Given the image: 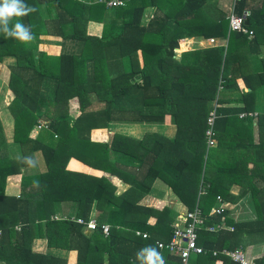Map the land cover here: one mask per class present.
Returning <instances> with one entry per match:
<instances>
[{"label":"trees","instance_id":"obj_1","mask_svg":"<svg viewBox=\"0 0 264 264\" xmlns=\"http://www.w3.org/2000/svg\"><path fill=\"white\" fill-rule=\"evenodd\" d=\"M123 1L108 6L105 0H24L35 11L14 18L12 25L19 21L30 26L33 38L21 42L0 32V61L16 60L10 67L8 85L14 96L7 109L12 140L21 150L19 156L9 155L0 122V260L5 264H68L66 254L32 251L37 237L45 238L49 249L75 250L76 264H140L136 253L146 246L155 247L164 264H180L178 255L157 246L173 232L169 207L138 202V187L147 189L157 177L187 211L197 208L204 219L197 242L206 251L192 256L191 264H213L216 259L240 264L220 252L264 240V110L256 115L257 141L254 118L239 116L255 111L256 91L264 86V69L250 66L251 54L264 43V0L233 2L235 13H245L252 36L230 30L227 12L213 11L208 0ZM44 2L54 10L50 21L40 14ZM147 4L159 10L167 7L162 16L143 25ZM107 13L113 17L104 23L101 35H87L88 22H104ZM49 25L62 40L78 41V51L38 50L36 36L48 34ZM196 35L224 37L226 44L175 59L178 39ZM123 58L128 70L114 66ZM235 78L241 79V89ZM49 87L53 97L47 99L44 90ZM235 88L240 98L228 100V91ZM91 93L104 102L102 107L87 109ZM170 108L177 125L172 140L147 133L126 139L125 148L115 151L110 142L90 138L92 129L107 128L114 121L160 122ZM41 130L49 131V139L56 137L54 143H44ZM71 157L102 174L67 169ZM29 160L35 171L22 173L17 190L8 192V178L20 174ZM113 177L127 180V190L117 193ZM235 183L243 188L240 196L250 192L255 219L236 220L225 208L223 201L237 198L230 191ZM62 202L73 213H59ZM220 205L224 207L216 212ZM78 218H94L99 225H109V232L89 230ZM213 223L219 227L208 230ZM254 264H264V253Z\"/></svg>","mask_w":264,"mask_h":264},{"label":"crops","instance_id":"obj_2","mask_svg":"<svg viewBox=\"0 0 264 264\" xmlns=\"http://www.w3.org/2000/svg\"><path fill=\"white\" fill-rule=\"evenodd\" d=\"M85 2H90L91 0H84ZM150 1V0H149ZM154 1H164V0H154ZM209 4H211L213 11H226L227 14L233 10V2L234 0H208ZM40 14L43 17V19H47L50 21V19L54 18L52 15L54 13V10H50L47 8L45 2L40 4ZM167 5L162 8V10H159L156 8L155 5L147 4L142 12L141 16V23L143 25L147 24L151 19L154 18V16H162L163 12L165 11ZM53 12V13H52ZM112 15L110 13H107L105 16L104 22H95V21H89L86 27V34L92 35V36H100L103 31L104 23L110 22L112 19ZM50 26V32L48 34H41L36 36V41L38 44V50H44L51 54H60L61 52L71 53L78 51V48L80 47V43L78 41L74 40H62L57 34H54L52 32V25ZM179 47L175 49V59H180L182 54L185 52L211 47V46H223L226 44V39L224 37H212V38H204L203 36H185L178 39ZM257 52L251 54V70L260 71L264 69V43H261L258 48L256 47ZM259 49V52H258ZM37 49L35 50L38 51ZM138 59H139V65L140 67L143 65L142 57L140 54V51H138ZM16 63V60L14 57H5L2 61H0V64H4V72L7 69L10 73V67ZM114 66L120 70L122 69H129V63L126 58H123L122 60H117L114 63ZM157 67H154L153 69L156 70ZM9 78V75H8ZM158 79L156 77L153 78L152 84L156 85L158 82ZM234 84L238 86L240 89L243 86V83L240 78L234 79ZM45 95L47 99H50L53 97L52 90L49 87L48 89L44 90ZM238 93V95L236 94ZM156 97V93L154 94ZM13 93L11 92V98L8 102H10L13 98ZM90 96V105L87 107L88 110L97 109L104 105V102L102 100H98L95 97V94L91 93ZM241 96V92L238 89H233L228 91L227 93V99H239ZM141 99V97L139 98ZM171 101V99H168ZM209 104H213L212 102H209ZM225 105L229 106L232 105V103H226ZM173 107V104L172 106ZM168 108V107H167ZM264 110V86L259 88L256 91L255 94V111L257 113H261ZM174 112L175 110L170 108L164 116L163 120L160 122H123V121H114L110 124L107 128H94L90 131V138L93 141L98 142H110L111 148H113L115 151H121L123 147L125 148L126 139H141L145 136L147 133H152L154 136L158 135L164 138H168L169 140H172L175 137V134L177 132V125L174 120ZM254 118V140H258L257 135V121L256 117ZM12 121V120H11ZM13 131V127H12ZM12 131H10V135H6L5 131L4 134L8 141V150L9 155L11 157L19 156L21 153L20 146L18 143L14 142L12 140ZM187 132V128L184 130ZM40 135L41 140L44 143L52 144L56 140V137L53 141V139H49L48 133H45L44 130H41L38 132ZM154 144L155 147L158 146V143L156 141L152 142V145ZM120 155V153H117ZM137 164L139 163V159L136 160ZM35 164L33 162L27 164L24 168H22L21 173L11 176L8 178L6 189L8 192H15L18 188L19 181L21 179L22 173H27L31 171H35ZM67 169L72 171H80L87 173L89 175L93 176H100L102 174V170L91 167L80 160L71 157L67 162ZM125 180V179H124ZM122 180V178L119 177H113L112 182L117 187V193H123L127 188L129 187V182L127 180ZM231 193L234 196H237V198L233 201H223L225 208L229 210L230 216L233 217L236 220H246V219H255L256 213L254 210V205L251 202L250 192L247 190V192L240 196V193H242L243 188L239 184H232L230 188ZM141 193V194H139ZM138 202L145 205H156L157 203L163 202L165 205H167L172 213L173 216V225H181L183 223V214L187 211L185 205L179 201V199L176 197V195L171 191L170 187L160 178L157 177L150 183V186L146 189L143 186L138 187V193H137ZM161 205V204H160ZM59 213H64L63 216L69 215V213H73V210L71 206L67 202H62V204L59 207ZM96 215V209H92V217ZM249 242V241H248ZM246 241V246L244 249H239L244 253V260L247 263H254V259L260 257L264 253V240L260 241H250L248 243ZM31 249L34 252H53V253H60V254H66L68 264H76V251L75 250H68L65 252L64 250H58V249H49L47 247V240L45 238L37 237L32 240L31 243ZM194 258V257H193ZM0 264H5L4 261L0 260ZM213 264H222V261L220 259L214 260Z\"/></svg>","mask_w":264,"mask_h":264},{"label":"built area","instance_id":"obj_3","mask_svg":"<svg viewBox=\"0 0 264 264\" xmlns=\"http://www.w3.org/2000/svg\"><path fill=\"white\" fill-rule=\"evenodd\" d=\"M107 2L108 6H117V5H123V0H105ZM228 19V26L230 30L233 31H241L243 33H248L249 36L253 35V31L249 30L245 26V13L243 14H237L233 10H231L227 14ZM214 117V113H212ZM252 116L256 117L257 112H247V113H241L239 116ZM212 121V118H210V123ZM210 133V131H208ZM223 205H220V208L216 209V212H220V210L223 208ZM183 223L181 225H175L173 227V232L170 237V239L166 242L163 241H157V246L162 249H167L170 253H174L180 257V264H191V257L204 253L206 251L205 248H203L201 245L197 242L198 237V228L201 226H204V219L202 218L199 210L195 208L192 211H186L183 214ZM78 223H81L85 225V227L89 230H95L98 227L100 228L101 232L104 234H108L109 232V225L107 224H101L99 225L94 218H90L87 221H84L81 218L76 219ZM219 225L217 223H213L211 226H208V230H214L218 228ZM136 234H141L140 231H136ZM146 234H143V237H145ZM221 254H224L226 256H229L232 260L239 262L240 264H249L244 260V253L240 251L239 249L229 251V250H222L220 252ZM218 251H212V255H217ZM254 264V263H250Z\"/></svg>","mask_w":264,"mask_h":264},{"label":"clouds","instance_id":"obj_4","mask_svg":"<svg viewBox=\"0 0 264 264\" xmlns=\"http://www.w3.org/2000/svg\"><path fill=\"white\" fill-rule=\"evenodd\" d=\"M33 11L35 9L26 5L24 0H0V32L21 42L30 41L33 38L31 27L19 21L12 25V21L14 18L27 16ZM136 259L140 264H164L162 255L153 246H146L138 251Z\"/></svg>","mask_w":264,"mask_h":264},{"label":"rangeland","instance_id":"obj_5","mask_svg":"<svg viewBox=\"0 0 264 264\" xmlns=\"http://www.w3.org/2000/svg\"><path fill=\"white\" fill-rule=\"evenodd\" d=\"M4 64H0V122L3 127V131H5L6 135H10V131H12L13 123L10 114L8 113L7 105L10 103L8 102L11 98V90L9 89V78L10 75L9 71L2 68ZM117 192V191H116Z\"/></svg>","mask_w":264,"mask_h":264},{"label":"water","instance_id":"obj_6","mask_svg":"<svg viewBox=\"0 0 264 264\" xmlns=\"http://www.w3.org/2000/svg\"><path fill=\"white\" fill-rule=\"evenodd\" d=\"M245 24H247V21L245 20Z\"/></svg>","mask_w":264,"mask_h":264}]
</instances>
